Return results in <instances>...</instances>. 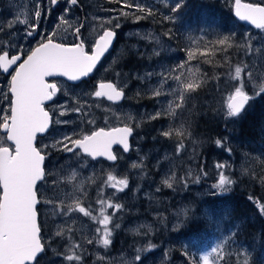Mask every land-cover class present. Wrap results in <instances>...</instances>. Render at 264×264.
<instances>
[{
  "label": "rangeland",
  "instance_id": "rangeland-1",
  "mask_svg": "<svg viewBox=\"0 0 264 264\" xmlns=\"http://www.w3.org/2000/svg\"><path fill=\"white\" fill-rule=\"evenodd\" d=\"M42 1L0 0V24L5 26V32L8 33H0V43L10 45L14 51L27 53L36 46L44 34L54 33L55 40L62 43L71 44L76 40L74 31L81 26L83 17L79 11L73 9L70 0H61L60 5H63L56 9L53 8L51 0L46 4ZM83 1L91 11L87 15L83 30L88 44L93 45L97 35L105 28L111 27L120 31L112 24L115 15L104 14V9L96 8L97 0ZM113 1L115 2L103 0V5L105 3L114 5ZM129 1L131 0H127V3ZM172 1L167 0L164 3L166 9L171 7ZM224 1L233 7L234 0ZM38 7L42 13L41 27L38 29L41 35L33 39L26 37L25 33L34 23V13ZM127 11L130 9L123 12ZM60 17L67 23H63ZM9 23L13 24L10 32L7 28ZM124 36L143 41L144 44L139 43L135 46L133 44L132 48L139 50L138 46L144 45V48L150 49L141 52V59L147 57L149 60L145 67L147 69L136 74V79L127 80V72L122 76L119 73L115 74L114 81L129 94L126 102L113 104L94 95L98 81L111 80L109 77H114L112 72L118 60L117 50L93 72V78L77 84L65 79L56 80L60 91L50 108L53 114L52 129L37 140L38 148L45 155V179L38 187L40 198L38 210L41 228L44 225L46 229L42 230L45 251L38 264H95L92 263L94 260L105 261L102 264H137L135 260L137 255L141 257L142 264H186L188 261L181 257L175 248L171 234L184 226L188 218L187 200L193 196L203 199L202 196H207L206 193L213 190L212 185L207 184V178H201L200 172L205 171L204 175L212 176L215 174L214 166L216 167L218 163L224 164L226 167L223 170L218 169V175L214 177L215 183L223 171L233 180L230 188L236 186L247 190H264V168L261 170L253 165L254 157H258L254 154L256 151L246 150L242 145L234 150L232 132L227 133L229 125H237V120L256 100L258 91L255 90L264 87V29L246 25L243 54L239 60L242 74L236 87H241L252 99L238 116L232 117L233 124L220 128L224 135L222 137L224 150L219 149L217 144L215 148L205 146L207 140L214 142L215 127L204 124V132H196L197 130L193 132L194 123L189 125L193 106V101H189L192 99L188 100L186 97L183 107L176 108V104L180 102L178 93L174 94L178 86L171 77L180 75L185 82L193 78L200 81L199 66L191 64L175 68L171 65L170 62H174L178 55L177 50L167 40L164 41L162 35L153 28L134 26L126 30ZM194 38L197 40V37ZM161 56L162 60L153 63ZM10 79L11 75H6L0 70V90L7 91ZM235 88L230 96L234 94ZM156 91L161 92V95L154 96ZM140 95L149 96L153 101L140 105L141 102L137 100ZM136 100L139 107L132 104ZM220 101V99L217 101V105H220ZM228 102L229 99L227 104ZM170 104L173 112L168 111ZM7 107V102L0 96V115L4 114L3 109ZM76 108H80L81 111H75ZM61 111L65 112L63 116L60 115ZM157 113L159 116L154 119ZM121 125L132 127L135 135L129 152L115 150L117 155L115 163L103 159L95 160L82 153L76 155L66 153L63 151V144L58 143L65 136L80 139L98 128ZM166 131L172 132L173 140L172 135L168 137L163 135ZM177 131L182 134L176 135ZM138 132L141 134L138 135ZM228 138L229 140L225 141ZM134 139H137L138 144H134ZM144 140L148 143H143L146 142ZM174 141L175 144H171ZM181 143L184 147L177 152ZM0 145L13 147L6 141V134L1 131ZM232 152L235 157L232 156ZM202 154L207 156L210 162L214 161L206 164V159L204 161L199 159V155ZM73 173L75 179L70 180ZM109 174L116 180L128 181L123 191H116L111 187L108 182ZM165 180L172 184L171 188L164 183ZM74 201H79L80 206L90 215L85 216L78 212L67 214V207L73 205ZM100 201L104 202L103 205ZM109 203L120 204L122 207L119 210L109 208ZM60 208L65 210V215L57 214ZM102 209L104 215L111 217L108 225L111 243L108 247L100 243L103 238V226L99 224V220L103 219ZM206 213L208 212L205 211L201 215ZM117 228L129 238L136 240L140 237L142 243L134 248L133 244L132 249L126 247L120 249L115 238ZM233 229L234 226L222 228L212 245L199 252L201 264L203 262L200 257L208 254L212 247H217V252L210 256V264H264V248L261 252H256L253 247L246 248V243L232 237ZM58 233L61 234L57 235ZM89 240L92 243H88ZM75 244H79L80 247L73 248ZM91 253L95 258L87 262V257ZM73 254L79 255L81 259L68 261L66 257Z\"/></svg>",
  "mask_w": 264,
  "mask_h": 264
},
{
  "label": "snow or ice",
  "instance_id": "snow-or-ice-1",
  "mask_svg": "<svg viewBox=\"0 0 264 264\" xmlns=\"http://www.w3.org/2000/svg\"><path fill=\"white\" fill-rule=\"evenodd\" d=\"M53 5L58 0H51ZM72 5L77 0H70ZM127 7H135L141 12H147L151 15L150 9H145L140 5H127ZM182 7L181 3H177L173 8V12L178 11ZM127 15V13H124ZM41 11L38 9L34 13L35 21L29 26V30L25 33L26 37L33 39L40 36L38 29L41 27ZM235 15L239 19L249 21L258 29H264V5L241 3V0H235ZM139 19V17H138ZM166 19H171L166 17ZM63 23L67 21L60 17ZM17 23H27L26 21ZM118 26V25H117ZM13 24L7 25L8 31L12 29ZM0 33H5V26L0 24ZM74 35L79 38L80 29H75ZM55 34H44L35 47L31 48L26 54L18 52L10 55L15 49L10 45L0 43V70L4 74H10L11 79L8 81L7 91L0 90V96L7 102L8 107L3 109L4 114L0 115V129L6 133V141L10 142L13 147L0 145V264H38V257L45 249L41 243L40 227L37 223V198L36 186L38 182L45 179V171L43 163L45 156L42 151L35 146V140L38 134L45 133L51 123L49 112L45 110L46 101H51L56 95L58 88L55 83H48L47 78L53 76L67 77L69 81H79L81 78L88 76L96 67L98 61L110 47L115 33L112 30H105L103 35L96 40L91 52L86 51L83 41L77 43L56 42ZM229 36H224L215 41L219 46L232 47L229 43ZM26 55V59H24ZM193 53H188V58H193ZM23 62H20V61ZM18 65V66H17ZM181 64L178 68H183ZM14 68V73L11 71ZM177 69H173L176 71ZM242 74V68H235L233 79L239 80ZM177 84L174 94L178 93L179 103L176 108H182L186 98V94L194 92L200 87L199 80L193 78L188 82L181 79L180 75L171 77ZM264 93V87L260 89ZM95 97H107L109 101H119L123 93L117 90L112 83H100L99 90L95 91ZM161 92H154V96H160ZM252 99L247 95L241 87H236L233 95L229 97L227 104V115L236 117L245 108V105ZM75 111L80 112V108ZM169 112L174 109L169 105ZM65 112L61 111L60 115ZM159 116L157 113L156 117ZM59 122V121H58ZM130 127L113 128L105 131L100 128L92 131L90 135H83L80 139H72L65 136L58 143L63 144V151L76 155L77 153L86 154L88 157L95 159L97 157H105L108 161H115L117 157L112 152V146L119 144L123 146L124 151H128V137L131 134ZM180 131L176 135H181ZM165 137L172 135L171 131L163 133ZM221 141L217 140L216 144L221 145ZM71 145V146H69ZM184 145L181 143L177 148V152ZM136 167V165H133ZM224 164H217L216 168L223 170ZM75 179V173L72 174L70 180ZM108 182L116 191H123L127 186L126 179L116 180L109 174ZM169 188L172 184L167 180L164 181ZM233 180L230 179L223 171L219 174L218 182L212 185L214 191L227 192ZM103 201L100 204L103 205ZM109 208L119 210L120 204H108ZM261 212H264V206H261ZM74 212L82 213L85 216L90 215L88 211L80 206L79 201H74L73 205L67 207L66 213ZM65 210L60 208L58 215H65ZM103 219L99 220V224L103 226V238L100 243L104 247H108L111 243V232L109 230V222L111 217L103 214ZM119 227V225H117ZM100 229H97L99 232ZM58 233L57 235H60ZM88 243H92L91 240ZM79 244L73 245V248H79ZM217 252V247H212L211 251L200 257L203 264H210V256ZM68 261H79V255H68ZM137 264H142L141 257H135ZM191 264H196L195 260Z\"/></svg>",
  "mask_w": 264,
  "mask_h": 264
},
{
  "label": "trees",
  "instance_id": "trees-1",
  "mask_svg": "<svg viewBox=\"0 0 264 264\" xmlns=\"http://www.w3.org/2000/svg\"><path fill=\"white\" fill-rule=\"evenodd\" d=\"M117 1L121 2L122 0ZM166 1L131 0L127 3V0H124V11L129 9L130 11L124 12L127 15L121 14L120 18L112 21V24L114 26L116 24L120 25L119 29H124V32L134 26L153 28L162 35L163 40H167L177 50L178 55L174 62H170L171 65L175 68H178L181 64L184 66L197 64L199 66L201 74L200 87L194 92L186 94L188 100L192 99L189 102L193 101L192 115L190 116L191 123L189 121V125L194 123L193 132L194 130L204 132V124L215 127V134L211 132L214 142L207 140L205 146L206 148H215L216 141L220 140L222 143L219 145V149L224 150V140L222 138L224 135L221 133L220 128L230 123L233 124V118L227 115V100L234 91L233 88L237 86L238 80L233 79V77L235 68L240 67L239 60L243 54L246 25L235 17L233 7L224 0H173L170 3L171 7L167 9L164 5ZM247 1L252 2L253 0ZM178 2L182 4V7L173 12V8ZM259 3L264 4V0ZM112 4L115 5V3ZM129 4L150 9L152 14L148 15L146 11L141 12L135 7L127 9ZM166 17L171 19H166ZM224 36L230 37L229 43L232 47L222 48V46L215 43ZM194 37H197V40ZM121 39L122 36L116 42L118 60L112 73H119L122 76L127 72V80L135 79L138 72L147 69L145 67H147V61L149 60L147 57L141 59V52L144 53L150 49L141 47L142 45L138 46L139 50L132 48L131 45L133 44H144L143 41H138L135 38L124 36V42H121ZM190 51L194 54L191 60L188 58ZM160 60H162V56L153 63ZM141 61L144 63H141ZM115 74L114 77L110 76L109 79L114 81ZM260 89L261 87L255 90L258 91L257 98L251 107L237 120V125H229L227 133L232 132L234 150L242 145L246 150L256 151L254 154L258 157H254L255 162L252 164L262 170L264 168V93H261ZM125 91L128 97L129 94L126 89ZM219 99L221 100L220 105H217ZM137 100L141 102L140 105L149 104L153 101L152 98L145 97V95L138 96ZM137 100L136 103L132 104L138 106ZM139 134L141 133L138 132ZM205 135L208 136L207 133ZM173 139L174 136L172 135L171 140ZM228 140L229 138L225 141ZM144 141L146 142H142L148 143L147 140ZM175 142L171 144L174 145ZM134 144H138L137 139H134ZM231 154L234 157L236 156L233 152ZM199 159L201 161L206 159V164L210 162L204 154L199 155ZM214 170L215 174L212 176L204 175L205 171L200 172L202 179L207 178V184H215L214 177L218 175V169L214 166ZM206 194L207 196H203V199L193 196L187 200L189 214L184 227L179 228L180 230L176 229L177 231L171 234L175 248L181 257L187 259L188 263L186 264H191L192 260H195L196 264H201L199 252L212 245L222 228L232 226H234L232 237L241 240V243H246V248L253 247L256 252H261L264 248V212H261L260 209L261 206H264V190L254 191L253 189L247 190L233 186L227 192L212 190ZM193 210L195 211L193 212ZM205 211L208 213L201 215ZM196 213L197 215H194ZM42 230L46 231L44 225ZM117 233L118 235L115 238L121 249L124 247L132 249L133 244L134 248L135 245L142 243L140 237L136 240L135 238H129L119 228H117ZM119 235L120 237H118ZM94 258L93 253H91L87 257V262H91V259ZM92 263L102 264L105 261L94 260Z\"/></svg>",
  "mask_w": 264,
  "mask_h": 264
},
{
  "label": "water",
  "instance_id": "water-1",
  "mask_svg": "<svg viewBox=\"0 0 264 264\" xmlns=\"http://www.w3.org/2000/svg\"><path fill=\"white\" fill-rule=\"evenodd\" d=\"M241 3H251V4H261V5H264V4H262V3H253V2H251V1H247V0H241ZM233 10H234V15H235V0H234V3H233ZM235 17L239 20V21H241L242 23H244L245 25H250V26H252V27H255V25H253V24H251L249 21H244V20H241V19H239V17H237L236 15H235ZM256 28V27H255ZM258 29V28H257ZM106 30H112L114 33H115V36H114V38H113V40H112V43H111V45H110V47L108 48V50L104 53V55L101 57V59H100V61H98V63H97V65H96V67L94 68V70L97 68V66L102 62V60L111 52V51H113V49H114V47H115V44H116V41H117V32L115 31V30H113V29H106ZM103 35V34H102ZM101 36V35H100ZM99 36V37H100ZM99 37L97 38V39H99ZM79 41H82L81 40V38L79 37L78 38V42ZM57 42V41H56ZM84 45H85V43H84ZM95 45V44H94ZM94 47V46H93ZM85 49H86V51H87V48H86V45H85ZM24 59H26V57L24 58ZM20 62H23L22 60L20 61ZM18 66V65H17ZM12 70H14V68L12 69ZM11 70V71H12ZM94 70L88 75V76H90V75H92L93 74V72H94ZM2 71V70H1ZM88 76H86V77H83V78H81L79 81H69L68 79H67V77H62V76H59V75H57V76H53V77H49V78H47V82L48 83H55V82H50V79H52V78H63V79H66L67 81H69V82H73V83H79V82H81L83 79H85V78H87ZM100 83H112V84H114L115 86H116V88H117V90H119V91H121L122 93H123V95H122V97H121V99L119 100V101H110V102H113V103H116V104H118V103H121V102H123L124 101V99H125V91L121 88V87H119L114 81H112V80H103V81H99L98 83H97V90H99V84ZM55 84H57V83H55ZM57 88H58V91H59V87H58V85H57ZM57 91V92H58ZM247 94V93H246ZM248 95V94H247ZM54 98V97H53ZM101 98H105L106 100H107V97H101ZM53 100V99H52ZM51 100V101H52ZM51 101H46L45 102V104H44V107H45V105L46 104H48L49 102H51ZM109 101V100H108ZM45 110L46 111H48L49 112V115H50V118H51V123H50V125H49V128L46 130V132L45 133H42V134H38L37 135V137L38 136H43V135H45L49 130H50V128H51V125H52V115H51V113H50V111L48 110V109H46L45 108ZM125 126H127V125H121V126H116V127H112V128H104L105 129V131H110L111 129H113V128H122V127H125ZM127 127H130V126H127ZM131 129H132V132H131V134L129 135V137H128V143H129V149H128V151H125V152H129L130 151V149H131V138H132V136H133V134H134V129L132 128V127H130ZM100 128H98L97 130H99ZM97 130H95V131H97ZM0 131L1 132H3V133H5L4 132V130L3 129H0ZM6 134V133H5ZM90 135V134H89ZM37 137H36V140H35V146L38 148V146H37ZM9 147V146H8ZM116 147H121V148H123V146L122 145H119V144H114L113 146H112V152H113V154L116 156V153H115V148ZM39 149V148H38ZM42 155H44V153H42ZM45 156V155H44ZM97 158H104V159H106L105 157H97ZM97 158H95V159H97ZM117 160V159H116ZM115 160V161H116ZM114 162V161H113ZM43 168H44V171H45V160H44V163H43ZM41 182V181H40ZM40 182H38V184H37V186H36V191H37V188H38V185L40 184ZM37 198H38V201H39V203H38V205H37V223H38V225H39V227H40V222H39V212H38V206H39V204H40V199H39V195H38V192H37ZM41 234H42V232H41V227H40V238H41V243L44 245V243H43V241H42V236H41ZM44 249H45V246H44ZM42 254H40L39 255V257L41 256ZM38 257V258H39Z\"/></svg>",
  "mask_w": 264,
  "mask_h": 264
},
{
  "label": "flooded vegetation",
  "instance_id": "flooded-vegetation-1",
  "mask_svg": "<svg viewBox=\"0 0 264 264\" xmlns=\"http://www.w3.org/2000/svg\"><path fill=\"white\" fill-rule=\"evenodd\" d=\"M48 2V0H43L42 3L43 4H46ZM114 2V1H113ZM95 3L96 4V8H99V9H104V14H112V15H115L113 17V20H116L118 18H120L121 14H124V4L123 3V0L121 2H118L117 0H115V5H110L108 3H105V5H103V0H97ZM119 3V4H118ZM61 4V0H58V3L56 5H53V8H58L62 5ZM100 5H103V6H100ZM115 6V7H114ZM73 9L76 11V12H80L82 17H83V21H82V24L80 27H78L80 29V38L81 40L85 43L86 45V48L89 52H91L92 48H93V45L95 44L97 38L102 34V32L100 34L97 35L96 39H95V42L93 45H90L86 42V39L84 38V33H83V30H85V25H86V22H87V15H89V13H91V11H89L88 7L86 6V3L83 1V0H77V3L75 5H72ZM98 12V11H96ZM117 26V25H116ZM119 28V26H117ZM77 29V28H76ZM108 29V28H105V30ZM110 29H112L110 27ZM113 30H115L117 32V41L118 42V38L122 36V39H121V42H124V29H120L119 30H116L113 28ZM75 32V31H74ZM76 37V36H75ZM78 42V38L76 37V40H73L71 43H77ZM116 46V45H115ZM116 51V47H114L113 51L112 52H115ZM18 52H21L20 50L19 51H14V52H11L10 55H15L17 54ZM111 52V53H112ZM24 53V52H23ZM110 53V54H111ZM26 54V53H25ZM26 55H24L23 58H25ZM12 72H14V70H12ZM6 75H10V74H6ZM60 78L58 79H50V82L52 81H56V80H59ZM57 82V81H56ZM58 83V82H57ZM59 84V83H58ZM124 90V88H122ZM56 96L57 94L54 96L53 100L51 102H49L48 104H46V108L48 110H50V108L53 106L54 102H55V99H56Z\"/></svg>",
  "mask_w": 264,
  "mask_h": 264
},
{
  "label": "bare ground",
  "instance_id": "bare-ground-1",
  "mask_svg": "<svg viewBox=\"0 0 264 264\" xmlns=\"http://www.w3.org/2000/svg\"><path fill=\"white\" fill-rule=\"evenodd\" d=\"M142 3H143V2H142ZM118 4H119V3H118ZM116 25H118V24H116ZM116 25H115V26H116ZM119 26H120V25H119ZM123 39H124V38H123ZM138 39H139V38H138ZM164 41H166V40H164ZM134 46H135V45H134ZM143 47H144V45H143ZM143 50H144V48H143ZM144 51H145V50H144ZM165 58H166V57H165ZM145 69H146V68H145ZM139 71H140V70H139ZM141 71H144V70H141ZM138 73H139V72H138ZM114 74H115V73H114ZM120 75H121V74H120ZM132 75H133V74H132ZM116 77H117V76H116ZM128 77H129V76H128ZM116 79H117V78H116ZM135 79H136V78H135ZM124 91H125V89H124ZM145 97H146V96H145ZM127 98H128V97L126 96V91H125V99H124L123 102H125V100H126ZM123 102H122V103H123ZM134 103H136V102H134ZM138 106H139V105H138ZM191 115H192V114H191ZM161 119H162V118H161ZM152 129H153V128H152ZM134 135H135V131H134V134H133L132 138L134 137ZM157 141H158V140H157ZM131 142H132V141H131ZM131 145H132V143H131ZM160 145H161V144H160ZM116 149H122V150H123V148H121V147H117V148H115V150H116ZM115 150H114V151H115ZM123 151H124V150H123ZM116 157H117V155H116ZM98 159H103V160L108 161L107 159H104V158H97V159H95V160H98ZM250 159H251V158H250ZM116 161H117V160H116ZM116 161H114V162H113V161H109V162L115 163ZM195 195H197V194H195ZM200 196H201V195H200ZM202 197H203V196H202ZM198 198H199V197H198ZM193 200H194V199H193ZM205 200H206V199H205ZM197 201H198V200H197ZM197 201H196V202H197ZM199 201H200V200H199ZM200 202H201V201H200ZM187 203H188V202H187ZM193 204H194V201H193ZM195 204H196V203H195ZM201 206H202V204H201ZM190 207H191V206H190ZM194 211H195V210H193V212H194ZM196 217H197V216H196ZM197 218H198V217H197ZM184 223H185V222H184ZM182 226H183V225H182ZM182 226H181V228H182ZM183 227H184V226H183ZM179 230H180V229H179ZM176 231H177V230H176ZM169 232H170V231H169ZM174 234H175V233H174ZM117 235H118V233H117ZM122 236H123V235H122ZM124 236H125V235H124ZM118 237H120V235H119ZM128 237H129V236H128ZM170 237H171V235H170ZM170 237H169V238H170ZM157 238H158V237H157ZM123 239H124V238H123ZM139 239H140V238H139ZM173 239H174V238H173ZM138 241H139V240H138ZM120 242H121V241H120ZM55 245H56V244H55ZM135 246H136V245H135ZM120 249H121V248H120ZM43 254H44V252L42 253V255H43ZM42 255H41V256H42ZM41 256H40V257H41ZM40 257H39V258H40ZM39 258H38V260H39Z\"/></svg>",
  "mask_w": 264,
  "mask_h": 264
}]
</instances>
